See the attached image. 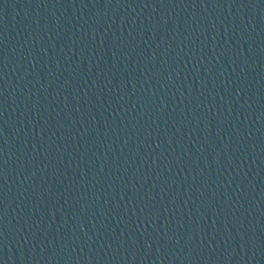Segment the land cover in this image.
I'll return each mask as SVG.
<instances>
[{
  "label": "water",
  "instance_id": "95a60500",
  "mask_svg": "<svg viewBox=\"0 0 264 264\" xmlns=\"http://www.w3.org/2000/svg\"><path fill=\"white\" fill-rule=\"evenodd\" d=\"M0 264H264V0H0Z\"/></svg>",
  "mask_w": 264,
  "mask_h": 264
}]
</instances>
